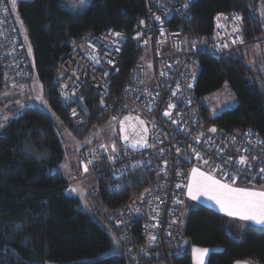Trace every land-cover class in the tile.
Here are the masks:
<instances>
[{
    "label": "trees",
    "instance_id": "1",
    "mask_svg": "<svg viewBox=\"0 0 264 264\" xmlns=\"http://www.w3.org/2000/svg\"><path fill=\"white\" fill-rule=\"evenodd\" d=\"M16 7L31 45V72L61 125L74 138L82 139L89 125L105 123L107 115L98 106L96 94L86 87L83 93L91 114L86 125L75 126L71 111L56 96L55 66L69 42L85 32L99 33L107 26L129 31L144 12V0H90L78 13L61 8L59 0H18ZM257 7L258 0H195L191 19L172 23V27L179 28L186 38L196 37L202 51L204 42L211 39L214 15L236 11L242 16L243 36L249 41L264 34ZM239 51L220 58L203 52L197 56L194 98L207 125L236 131L251 126L264 135V69L249 65ZM139 57L134 42H127L112 88L122 85L128 68ZM225 82L237 103L212 114L199 100ZM1 83L0 73V89ZM16 112L0 128V264H190L191 246L211 248L205 264H233L242 259L264 264V227L235 225L200 203L184 210L185 243L170 262L164 258L136 262L125 245H115L105 226L94 221L78 198L66 192L64 175L51 170L64 154L57 122L38 106ZM151 179L146 167L120 178L101 173L96 196L112 212L145 189Z\"/></svg>",
    "mask_w": 264,
    "mask_h": 264
},
{
    "label": "built area",
    "instance_id": "2",
    "mask_svg": "<svg viewBox=\"0 0 264 264\" xmlns=\"http://www.w3.org/2000/svg\"><path fill=\"white\" fill-rule=\"evenodd\" d=\"M194 1L144 0V12L135 19L129 31L107 26L99 33L85 32L69 42L55 66L56 96L71 113L75 110L76 115H72L75 125L86 124L91 114L83 93L86 87L96 94L98 106L105 111L109 120L114 121L112 118L116 117L117 124L124 114L132 112L147 123L148 143L153 147L133 151L119 142L117 153H113L106 144L96 142L83 150L85 164L93 161L88 164L87 172V176L92 177L91 195L98 193L101 173L120 178L137 168L146 167L152 175L145 189L112 211L117 237L138 263L160 258L170 262L171 256L185 243L184 210L190 167L193 161L203 163L196 158L193 148L208 161L205 165L210 170L227 156L238 159L240 155H245L252 167L240 174L235 184L264 181V176L259 175V169L264 167V144L260 143L264 141V135L251 126L239 131L216 126L217 131L211 133L209 128L212 125L205 123L193 92L196 82L194 65L201 52L216 58L229 56L250 43H264V34L248 41L243 36V19H233L238 12H218L214 15L211 39L204 42L201 51L196 37L186 38L179 28L172 27V23H186L191 19V4ZM185 2L189 4L186 10L183 8ZM218 14H223L219 21ZM155 16L161 17L162 23L155 20ZM237 25L240 27L239 33L233 31ZM113 32L122 35L115 37L111 35ZM239 38L244 43H240ZM233 40H237V43L233 44ZM129 41L134 42L140 57L128 68L122 85L115 89L112 82L121 71L123 49ZM225 44L228 47H223ZM91 45H95V49ZM117 48L119 51H116ZM147 49L150 57L146 55ZM21 50V37L10 15L8 0H0L2 88L10 89L32 80L33 74ZM93 57L100 62L96 63ZM177 83L180 90L173 96ZM101 100L105 102L104 107L100 105ZM169 104L176 107L168 109ZM165 110L171 112L172 119L163 115ZM173 119L177 121L176 124L172 123ZM182 128L187 131H180ZM195 137H200V143L195 141ZM101 144L105 145L107 151L100 147ZM176 148L181 151L177 153ZM112 155L116 157L114 161L108 159ZM253 156L257 159L252 160ZM236 167L228 165L224 171L234 172ZM215 174L225 182L232 183L231 178H225L222 171L218 170ZM177 184L182 187L177 188ZM176 200L182 203L174 202ZM151 235L156 237L154 244L149 243Z\"/></svg>",
    "mask_w": 264,
    "mask_h": 264
},
{
    "label": "rangeland",
    "instance_id": "3",
    "mask_svg": "<svg viewBox=\"0 0 264 264\" xmlns=\"http://www.w3.org/2000/svg\"><path fill=\"white\" fill-rule=\"evenodd\" d=\"M18 0H16L17 3ZM90 0H86L85 6L83 8L75 3V0H59V5L61 8L71 12L78 13L82 12L88 6ZM8 7L10 10V15L13 21L16 24V28L20 33L22 40V53L25 57V60L28 64L33 65L32 52L29 54L28 45L29 41L25 40V29L20 20L17 7L13 9L11 0H8ZM264 7V0H258L257 13L260 17V10ZM261 18V17H260ZM262 19V18H261ZM264 21V19H262ZM264 48V43L262 44ZM253 45L249 46V49H252ZM147 57H150V51L146 50ZM246 61H249L248 58ZM263 57L261 56V60ZM249 63V62H247ZM250 64V63H249ZM264 64V63H263ZM261 68L264 69V66L261 65ZM198 73V64L194 65V77L197 76ZM264 74V72H263ZM6 94V95H5ZM43 97V100L46 99L43 96L42 88L39 80L36 76H33L32 80L15 86L10 89L1 88L0 89V117H9L12 113H17L16 110L24 108L26 106H38L43 111L48 113L52 118L57 122L59 137L63 142V159L52 166L51 170L53 172L59 171L61 172L65 179L67 180L66 192L76 198H78L80 206L83 210H85L89 216L99 223L102 226H105L109 234L113 237L115 236L116 220L112 217V212H109L104 206L100 204V201L96 195L90 194V187L92 185V177L87 176V172H84L79 165L81 160H83V152L80 148L89 147L91 144L96 142H102L108 146L110 150H112V145L115 144L116 148L119 143L116 122L107 119L105 123L101 125H89V130L86 135H84L81 139L77 137H73L71 133L66 130L58 118L54 115L52 109L46 103H42L41 100L37 99L38 96ZM19 101V103H17ZM201 101L204 105L209 109L210 113H218L225 109L231 108L237 103V97L235 93L232 91L228 82H225L218 90L207 94L202 97ZM23 105V107H21ZM13 110V111H12ZM12 111V112H10ZM3 122V121H0ZM88 122H86L87 124ZM74 124V123H73ZM83 124V125H86ZM75 125V124H74ZM83 125H75V126H83ZM90 141V142H89ZM84 146V147H83ZM65 165L67 167H65ZM79 168L78 176L73 173L74 168ZM209 169V167H208ZM70 188H77L79 192H71ZM81 196L84 197V201L87 203V207L84 206V201L81 200ZM218 249V247H215ZM256 264H259L254 260ZM133 264H136L133 262Z\"/></svg>",
    "mask_w": 264,
    "mask_h": 264
},
{
    "label": "snow or ice",
    "instance_id": "4",
    "mask_svg": "<svg viewBox=\"0 0 264 264\" xmlns=\"http://www.w3.org/2000/svg\"><path fill=\"white\" fill-rule=\"evenodd\" d=\"M75 3L83 8V6H85L86 4V0H75ZM11 4L13 9H15L16 0H11ZM188 7L189 4L185 2L183 8L186 10ZM5 11H7V9H5ZM259 14L260 17L264 19V7L261 8ZM221 15L223 14H218L217 17L218 21ZM154 18L155 20L161 21L162 23L161 17L155 16ZM233 19L240 21L242 20V17L239 14H235L233 16ZM140 23H144V21H140ZM217 26L220 27L221 25L218 23ZM233 31L239 33L240 27L238 25L235 26L233 28ZM111 35L115 37H120L122 34L119 32H113L111 33ZM161 35H163V29H161ZM104 39H107V37H105ZM25 40L27 41L26 35H25ZM239 42L244 43L242 38H239ZM144 43L146 44L147 41H145ZM232 43L233 44L237 43V40H233ZM91 47L95 49V45H91ZM223 47H228V45L225 44L223 45ZM116 51H119V49L117 48ZM28 52L29 54H31L30 43L28 45ZM93 59H95L96 63L100 62L99 59L96 57H93ZM108 62L112 63L111 60H109ZM104 75L106 76L107 73H104ZM179 90H180V85L179 83H177L176 90L173 91L172 95L175 96L176 92ZM149 95H151V93H149ZM37 99L41 100L42 103H46V101L43 100L42 95L38 96ZM79 99L83 100V97H80ZM17 103H19V101H17ZM100 105L104 107L105 102L101 100ZM21 107H23V105H21ZM124 107L126 108L127 105H125ZM175 107H176L175 104L168 105V109H173ZM151 110L152 109L150 106L149 111ZM72 115L73 116L76 115L75 110H73ZM163 115L165 117H168L169 119H172V114L169 110H165L163 112ZM112 119L115 121L117 118L113 117ZM7 120H8L7 116L0 117V121H3L0 122V128L5 126ZM132 121H135V123H132ZM172 123L176 124L177 121L173 119ZM119 127H120V133L122 134L121 138L125 141H130L131 147L133 149H136L137 147L140 148L153 147V145H150L148 143L149 128L146 126V121L141 119L139 116H131V115L125 116L123 119L119 120ZM152 127L155 128V124H153ZM180 131L186 132L187 129L182 128L180 129ZM209 131L216 132L217 129L215 127H212L209 129ZM194 139L197 143H200V137H195ZM209 142L210 141H205V143H209ZM249 143H251V141H249ZM260 143L264 144V141H260ZM100 147L105 148V151H107L105 145L101 144ZM160 151L163 152V149H161ZM180 151H181L180 148H176L177 153H179ZM192 151L195 153L197 159L201 160L204 164H208V161L204 160L199 152H195L194 148L192 149ZM220 151L223 152V149H221ZM244 151H248V149H244ZM112 152L117 153L115 144L112 145ZM115 158H116L115 155L108 157L110 161H114ZM251 159L256 160L257 157L253 156ZM91 163H93V161L90 160L87 162V164H84L83 166L84 172H88V164ZM228 165L237 166L236 171L234 172L224 171V169L227 168ZM65 167L67 166L65 165ZM251 167H252L251 161L245 155H240L238 159H233L232 156H227L226 158L222 159V162L220 164L216 165L211 171H207V172L202 171L199 167H193L191 169L189 180L186 185L187 187L186 194L192 200H197L201 196L207 197L209 200L214 201L215 204L219 206V210L225 213L230 218L238 219L241 221H251L254 224L264 226V189L258 190L253 187L234 186L238 176L240 174L246 173L248 169ZM218 170L222 171L223 176L225 178H231L232 183H226L223 182L221 179H217L215 172ZM259 175L264 176V167H261L259 169ZM176 187L181 188L182 185L177 184ZM69 191L79 192L80 190L77 188H70ZM145 191H150V189H146ZM141 199H143V194H141ZM81 200L84 201L83 196H81ZM174 202L182 203V201L179 200H176ZM84 206L87 207L86 201H84ZM155 240H156L155 235L149 236L150 244H154ZM113 242L116 245H119L120 243V241L116 239L115 236H113ZM208 252L209 249L207 248H193L192 254L195 260V264H204V258Z\"/></svg>",
    "mask_w": 264,
    "mask_h": 264
},
{
    "label": "crops",
    "instance_id": "5",
    "mask_svg": "<svg viewBox=\"0 0 264 264\" xmlns=\"http://www.w3.org/2000/svg\"><path fill=\"white\" fill-rule=\"evenodd\" d=\"M251 45H253L254 47H252V49H249V46H251ZM239 52L244 57L245 61L247 60L245 58L249 59V61H246V62L250 63V64L248 63L249 65H251L253 67H256V68L261 67V65L264 66V64H263L264 63V48H263L262 44H260V43H250L249 45H246L245 47L240 49ZM261 56L263 57L262 60H261ZM201 99L202 98H200V100ZM79 167L82 169L81 165H79ZM193 167H199L202 171H206V172L207 171H211L210 169H208L207 165H205L203 163H198L197 161H193L191 163L190 173H191V169ZM73 168H74L73 173L78 176L79 168H75V167H73ZM216 178L217 179H221L223 182H225L221 177H219L217 175H216ZM234 186H236V187H253L255 189L261 190V189H264V181H260V182H256V183H250V184H235ZM198 203L209 206L210 208H212L215 211H217L218 213H220L222 216L226 217L230 221H233L235 223V225L239 224L240 226L241 225H250V226H254V227H264L262 225L254 224L251 221H241V220H238V219H233V218L228 217L225 213H223V212H221L219 210V206L216 205L214 201L209 200L207 197L201 196L197 200H192L189 196L186 195L185 209L189 205H194V204H198ZM193 248H207V249H209V252L211 251V248H208V247L191 246L189 248V253H190V258H191V263L190 264H195V260L193 258V254H192V249ZM209 252L207 253V255L204 258V264L206 263V260H207ZM152 264H167V263L164 262V261H156V262H153ZM233 264H256V263L254 262V260H251V259H242V260L234 261Z\"/></svg>",
    "mask_w": 264,
    "mask_h": 264
},
{
    "label": "water",
    "instance_id": "6",
    "mask_svg": "<svg viewBox=\"0 0 264 264\" xmlns=\"http://www.w3.org/2000/svg\"><path fill=\"white\" fill-rule=\"evenodd\" d=\"M129 115H131V116H139V115H137V114H135V113L129 112V113L124 114L119 120H121V119H123L125 116H129ZM139 117H140V116H139ZM140 118L143 119L142 117H140ZM119 120H118V122H117V124H116V127H117V134H118V139H119L120 144H121L122 146L128 148V149L133 150V151H141V150L146 149L147 147H146V148H140V147H137L136 149H133V148L131 147L130 141H125V140H123V139L121 138L122 134L120 133ZM143 120H144V119H143ZM132 123H135V121H132ZM146 126H147V123H146ZM147 127H148V126H147ZM212 127H215V128H216L215 125L210 126V128H212ZM210 128H209V129H210ZM211 133H212V132H211ZM130 139H131V137H130ZM84 164H85V161L81 160L80 165L82 166V170H83V166H84Z\"/></svg>",
    "mask_w": 264,
    "mask_h": 264
},
{
    "label": "clouds",
    "instance_id": "7",
    "mask_svg": "<svg viewBox=\"0 0 264 264\" xmlns=\"http://www.w3.org/2000/svg\"><path fill=\"white\" fill-rule=\"evenodd\" d=\"M83 161H84V159H83Z\"/></svg>",
    "mask_w": 264,
    "mask_h": 264
}]
</instances>
